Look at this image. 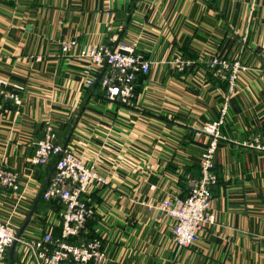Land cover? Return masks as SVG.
Returning <instances> with one entry per match:
<instances>
[{"label":"crops","instance_id":"crops-1","mask_svg":"<svg viewBox=\"0 0 264 264\" xmlns=\"http://www.w3.org/2000/svg\"><path fill=\"white\" fill-rule=\"evenodd\" d=\"M66 39L129 44L150 61L128 103L108 99L98 81L86 83L101 71L76 51L64 53ZM212 55L245 66L234 93L227 72L210 68ZM177 58L188 64L177 69ZM0 76L20 99L0 94V169L19 180L16 190L0 184V220L20 227L34 205L50 162L30 158L47 120L61 143L109 177L82 196L104 264H264V150L248 144L264 133V0H0ZM224 103L210 186L214 220L193 244L176 247L172 219L157 206L186 194L199 176L211 139L199 128ZM41 203L24 240L60 229L59 216L42 215ZM28 227L34 235L22 237ZM13 264H33L18 244Z\"/></svg>","mask_w":264,"mask_h":264},{"label":"built area","instance_id":"built-area-1","mask_svg":"<svg viewBox=\"0 0 264 264\" xmlns=\"http://www.w3.org/2000/svg\"><path fill=\"white\" fill-rule=\"evenodd\" d=\"M108 14L111 16L110 12ZM61 50L64 53L76 51L77 56L96 66L101 74L85 78L86 83L92 85L99 80L107 98L121 104L129 102L136 74H146L150 68V61L136 53L129 44L120 43L110 47L104 44L81 43L79 46L76 40L66 39L61 42ZM173 64L177 69H183L188 61L177 58ZM209 66L216 74L223 75L227 72L228 91L234 93L239 73L245 66L238 60L230 61L219 55L210 56ZM6 84V80L0 76V94L19 103L20 99L15 93L5 90ZM225 113L224 103L218 117L205 122L199 128L209 134L211 139L199 161V176L192 182L188 192L179 196H168L157 206L172 219L171 242L176 247L193 244L204 226L214 220L210 189L215 181L213 155ZM248 144L264 150V133L254 135ZM30 159L32 163L39 165H46L51 159L54 160V168L41 196L46 200H59L63 204V209L58 213L59 234L54 235L46 230L34 239L24 240L21 235L17 236L19 227L9 221L0 220V264H4L7 250L14 241L18 248L24 247L28 250L33 264H104L106 250L99 237L81 239L77 243L69 239L86 232L87 222L92 215L90 206L82 199L83 194L92 184L100 187L109 185V177L94 165L88 164L83 153L61 143L53 125L47 120L44 122L43 138L37 141ZM18 181L17 172L0 169L1 185L16 190Z\"/></svg>","mask_w":264,"mask_h":264},{"label":"trees","instance_id":"trees-1","mask_svg":"<svg viewBox=\"0 0 264 264\" xmlns=\"http://www.w3.org/2000/svg\"><path fill=\"white\" fill-rule=\"evenodd\" d=\"M142 75V77H143V75L144 74H142V73H137L136 74V76H135V78H134V81H133V90H134V87H135V85H136V80L140 77ZM141 78V77H140ZM139 80V79H138ZM98 82L100 83V81L98 80ZM96 84V83H95ZM95 86H97V84L95 85ZM135 89H136V87H135ZM105 90V89H104ZM132 90V91H133ZM53 162H54V160H52L51 159V161H50V163L48 164L49 165V170L51 169V167H52V165H53ZM51 166V167H50ZM44 189V188H43ZM42 189V190H43ZM210 189H211V187H210ZM41 190V191H42ZM42 202V203H41ZM41 203V206H42V212H44V211H46L47 209H51V210H54L55 211V213H56V215H57V217L59 216V214H57V213H59L62 209H63V204L59 201V200H46V199H43L42 198V196H41V193H40V195H39V197H38V199H37V201H36V203H35V206H36V204H37V206L39 205ZM34 209H35V207H34ZM34 211V210H33ZM91 218V217H90ZM90 218H89V220H90ZM89 220H88V222H87V225L89 224ZM59 231V230H58ZM54 232V235H58L59 234V232ZM93 237H98L95 233H93V230L92 231H89V229H88V226H87V229H86V232H84V233H81L79 236H77V237H73V238H70L69 240L71 241V242H79V241H81V239H90V238H93Z\"/></svg>","mask_w":264,"mask_h":264},{"label":"water","instance_id":"water-1","mask_svg":"<svg viewBox=\"0 0 264 264\" xmlns=\"http://www.w3.org/2000/svg\"><path fill=\"white\" fill-rule=\"evenodd\" d=\"M54 168V164L52 165L51 169L49 170L46 178L44 179L43 183H42V186H41V190L44 188L49 176H50V173L52 171V169ZM41 190L40 192L37 194L36 198H35V201H34V205L41 193ZM34 205L32 206L31 210L28 212L27 216H26V219L25 221L23 222V224H21V226L19 227V230H18V233H17V236H19L22 232V230L25 228V226L27 225L32 213H33V208H34ZM15 244H16V241H14L12 243V245L8 248L7 250V257H8V264H13L14 263V248H15Z\"/></svg>","mask_w":264,"mask_h":264},{"label":"rangeland","instance_id":"rangeland-1","mask_svg":"<svg viewBox=\"0 0 264 264\" xmlns=\"http://www.w3.org/2000/svg\"><path fill=\"white\" fill-rule=\"evenodd\" d=\"M62 42V41H61ZM51 200H55V199H51ZM56 201V200H55ZM48 212V211H47ZM41 213H42V215H44V214H46V212L44 213V212H42L41 211ZM50 217H47L46 218V220L47 219H49ZM51 226H53V225H50V227ZM47 228H44V229H42V230H46ZM52 229H53V231H54V228L52 227ZM35 232V230H34V228H26L24 231H23V233H22V237L24 236V237H26V238H30L32 235H34L33 233ZM52 232V231H51ZM52 234H54V232H52ZM4 260H5V262H4ZM3 260V262H4V264H7V261H8V259H7V254H6V258Z\"/></svg>","mask_w":264,"mask_h":264}]
</instances>
